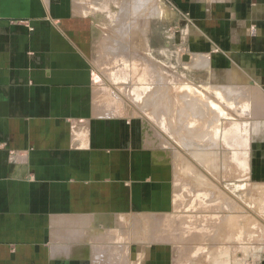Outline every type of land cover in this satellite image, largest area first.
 <instances>
[{"label":"crops","instance_id":"obj_1","mask_svg":"<svg viewBox=\"0 0 264 264\" xmlns=\"http://www.w3.org/2000/svg\"><path fill=\"white\" fill-rule=\"evenodd\" d=\"M116 1L0 0V264L126 257L130 242L115 234L127 228L95 220L134 202L118 189L131 188L129 175L115 176L130 149L115 144L116 117L98 102L88 50ZM167 1L190 23L193 52L244 90L252 179L264 182V0Z\"/></svg>","mask_w":264,"mask_h":264},{"label":"rangeland","instance_id":"obj_2","mask_svg":"<svg viewBox=\"0 0 264 264\" xmlns=\"http://www.w3.org/2000/svg\"><path fill=\"white\" fill-rule=\"evenodd\" d=\"M122 5L99 16L88 48L115 144L130 149L115 176L131 178L118 188L132 197L131 214L95 216L130 224L115 232L130 242L115 263L264 264V182L252 179L244 90L193 52L192 27L167 0Z\"/></svg>","mask_w":264,"mask_h":264},{"label":"bare ground","instance_id":"obj_3","mask_svg":"<svg viewBox=\"0 0 264 264\" xmlns=\"http://www.w3.org/2000/svg\"><path fill=\"white\" fill-rule=\"evenodd\" d=\"M142 2V1H141ZM140 2V3H141ZM137 3H139V2H137ZM146 3V2H145ZM136 5V4H135ZM140 5V4H139ZM131 6V5H130ZM140 6H143V5H140ZM137 8L139 7L138 5L136 6ZM158 7V6H157ZM128 8V7H127ZM134 11V10H133ZM152 12L154 11V13L157 11L156 9L155 10H151ZM135 13H137L136 11H135ZM139 13H141V12H139ZM125 17V16H124ZM156 17V16H155ZM147 22V21H146ZM123 23H125L126 24V22L124 21ZM129 25V24H128ZM124 26V25H123ZM123 26L121 27V28H123ZM133 27V26H132ZM136 27V26H135ZM116 28H118V27H116ZM125 28V27H124ZM134 29V28H133ZM142 30V29H141ZM120 34V33H119ZM133 34V33H132ZM135 36H136V34H135ZM144 38V37H143ZM136 43V42H135ZM135 51V50H134ZM153 60V59H152ZM145 69V68H144ZM139 81V80H138ZM192 105V104H191ZM199 110V109H198ZM161 113V112H160ZM176 128V127H175ZM203 144V143H202ZM198 148V147H197ZM202 150V149H201ZM198 156V155H197ZM200 159V158H199ZM203 159V158H202ZM205 160H207L206 158H205ZM196 174V173H195ZM186 175H187V173H186ZM163 187V186H162ZM171 191V190H170ZM171 193V192H170ZM223 195V194H222ZM170 196H171V194H170ZM174 197V196H173ZM171 198V197H170ZM174 199V198H173ZM157 202H158V200H156ZM173 201H175V200H173ZM148 207V206H147ZM121 217V216H120ZM122 218V217H121ZM98 238V237H97ZM100 238V237H99ZM150 248V247H149ZM147 256V255H146Z\"/></svg>","mask_w":264,"mask_h":264}]
</instances>
